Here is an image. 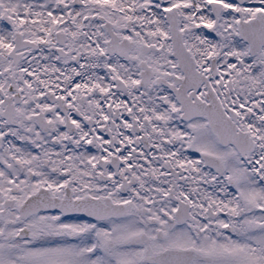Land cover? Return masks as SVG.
<instances>
[{"label": "snow or ice", "instance_id": "1", "mask_svg": "<svg viewBox=\"0 0 264 264\" xmlns=\"http://www.w3.org/2000/svg\"><path fill=\"white\" fill-rule=\"evenodd\" d=\"M0 264H264V0H0Z\"/></svg>", "mask_w": 264, "mask_h": 264}]
</instances>
